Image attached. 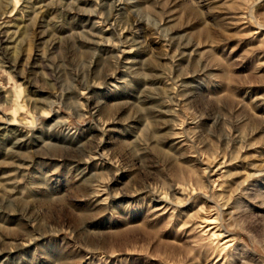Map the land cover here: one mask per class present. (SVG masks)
<instances>
[{
	"label": "rangeland",
	"instance_id": "374dc122",
	"mask_svg": "<svg viewBox=\"0 0 264 264\" xmlns=\"http://www.w3.org/2000/svg\"><path fill=\"white\" fill-rule=\"evenodd\" d=\"M0 264H264V0H0Z\"/></svg>",
	"mask_w": 264,
	"mask_h": 264
}]
</instances>
